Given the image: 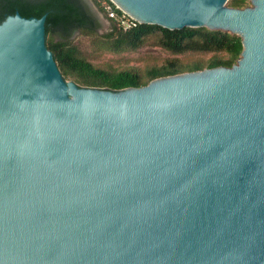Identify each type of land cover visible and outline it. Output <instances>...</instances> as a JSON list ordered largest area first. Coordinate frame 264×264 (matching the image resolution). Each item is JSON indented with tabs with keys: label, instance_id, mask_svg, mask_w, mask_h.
<instances>
[{
	"label": "water",
	"instance_id": "obj_1",
	"mask_svg": "<svg viewBox=\"0 0 264 264\" xmlns=\"http://www.w3.org/2000/svg\"><path fill=\"white\" fill-rule=\"evenodd\" d=\"M242 36L238 63L67 80L46 19L0 22V264H264V0H112Z\"/></svg>",
	"mask_w": 264,
	"mask_h": 264
},
{
	"label": "trees",
	"instance_id": "obj_2",
	"mask_svg": "<svg viewBox=\"0 0 264 264\" xmlns=\"http://www.w3.org/2000/svg\"><path fill=\"white\" fill-rule=\"evenodd\" d=\"M93 1L110 22L104 34L98 32L101 23L82 0H0V22L16 12L38 18L47 14V46L63 76L83 87L117 91L139 88L164 77L232 67L242 57L243 38L237 33L206 26L170 29L144 22L125 31L107 16L108 5L114 4L112 0ZM228 4L246 8L252 0H229ZM76 32L89 39L97 54L119 55L150 45L165 55H152L136 64L92 61L73 39Z\"/></svg>",
	"mask_w": 264,
	"mask_h": 264
},
{
	"label": "rangeland",
	"instance_id": "obj_3",
	"mask_svg": "<svg viewBox=\"0 0 264 264\" xmlns=\"http://www.w3.org/2000/svg\"><path fill=\"white\" fill-rule=\"evenodd\" d=\"M87 9L100 21V26L98 28V32L100 34H104L108 31L110 27V22L105 18V15L100 12L98 6L93 0H82ZM229 2V0H228ZM228 4V3H227ZM229 5V4H228ZM252 5V4H251ZM73 39L80 44V46L85 51L86 55L92 61L101 62V61H112L114 63H131L136 64L144 61L149 56L163 54L165 55L161 49L157 47H152L147 45L137 51L126 52L123 54H97L94 51L90 41L88 38L82 36L79 32H76L73 36ZM72 81V80H71Z\"/></svg>",
	"mask_w": 264,
	"mask_h": 264
},
{
	"label": "built area",
	"instance_id": "obj_4",
	"mask_svg": "<svg viewBox=\"0 0 264 264\" xmlns=\"http://www.w3.org/2000/svg\"><path fill=\"white\" fill-rule=\"evenodd\" d=\"M114 3V2H113ZM118 9H121L116 3L113 5H108L107 7V16L116 20L120 27H122L125 31L134 28L137 23H140L139 20L128 14L126 11L121 9L119 12Z\"/></svg>",
	"mask_w": 264,
	"mask_h": 264
},
{
	"label": "flooded vegetation",
	"instance_id": "obj_5",
	"mask_svg": "<svg viewBox=\"0 0 264 264\" xmlns=\"http://www.w3.org/2000/svg\"><path fill=\"white\" fill-rule=\"evenodd\" d=\"M102 13V12H101Z\"/></svg>",
	"mask_w": 264,
	"mask_h": 264
}]
</instances>
